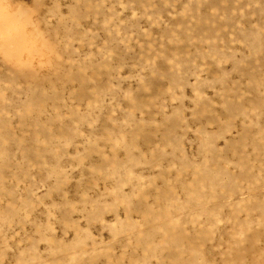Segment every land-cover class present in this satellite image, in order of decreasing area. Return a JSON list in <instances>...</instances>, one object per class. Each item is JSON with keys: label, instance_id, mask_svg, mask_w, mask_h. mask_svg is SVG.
<instances>
[{"label": "rangeland", "instance_id": "374dc122", "mask_svg": "<svg viewBox=\"0 0 264 264\" xmlns=\"http://www.w3.org/2000/svg\"><path fill=\"white\" fill-rule=\"evenodd\" d=\"M0 264H264V0H0Z\"/></svg>", "mask_w": 264, "mask_h": 264}]
</instances>
